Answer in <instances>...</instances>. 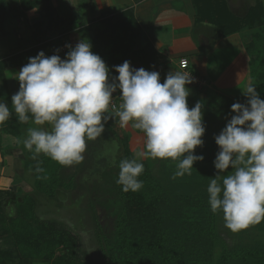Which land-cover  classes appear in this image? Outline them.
<instances>
[{"label":"trees","instance_id":"obj_1","mask_svg":"<svg viewBox=\"0 0 264 264\" xmlns=\"http://www.w3.org/2000/svg\"><path fill=\"white\" fill-rule=\"evenodd\" d=\"M51 1L17 0L20 5L15 7L7 6V0H0V10L6 9V12H0V28L4 30L6 23L14 24L18 18H23L25 11L39 8L41 19L36 26L44 28L46 33L60 29L62 25ZM193 1L197 10L196 22L209 26L218 38L254 30L243 38L250 57L252 84L264 99L263 1L256 0L243 16L236 15L227 0ZM100 27L94 36L90 35L95 28L93 25L83 27L82 31L88 35L93 52L106 64L112 65L122 57L123 60L141 62L146 70L153 65L149 61L154 58L150 46L136 50L133 39L130 43L126 40L140 33L132 10L124 12L116 21L112 17L106 18ZM60 45L61 42L37 39L28 50L1 60L0 81L5 79L7 66L27 63L29 56L40 48L51 46L55 54ZM101 45L106 46L105 51L101 50ZM5 85H0V96L4 94L2 88ZM117 97H120L119 90ZM240 99L241 103L246 100L245 97ZM235 102L238 101L225 97L215 100L210 108L203 106L204 144L195 149V154L203 155L204 160L194 163L191 175L173 179L176 161L147 158L142 161L144 172L138 178L143 181V187L136 192L122 191V186L116 182L118 175L107 183L102 181L101 167L91 182L83 183L87 189L80 192L83 205L78 208L72 202L64 204L63 209L73 216L76 226L81 228L87 224L92 228L89 244L91 241L94 245L91 249L87 250L82 244L85 235L79 242L83 254L89 258L84 264H264V220L232 232L224 226L223 213H212L208 203L207 186L216 174L213 160L219 151L214 136L226 125L225 120L230 118L228 114L232 113L231 105ZM188 106L194 107L195 103L188 100ZM31 122L30 119L21 124L17 116L12 123L6 121L0 135V147H3L5 136L13 142L14 137L23 135L25 128L22 127ZM120 140L122 150L118 163L121 159L134 157L128 139ZM24 156L25 171L33 175L31 181L27 180L30 190L23 187L17 191L14 188L0 190V264H74L69 253L56 256L61 245L71 253L75 252L77 243L72 232H77L75 226L65 229L56 225L59 219L54 216L53 205H58L57 201L60 204L74 191L79 183L78 175H65V166L45 155L33 160L32 153L24 150ZM117 164L112 163L109 167L115 166L114 169L119 171ZM37 166L45 172L37 173ZM45 175L47 179L38 178ZM23 178L25 176L21 180ZM64 224L70 226L67 221Z\"/></svg>","mask_w":264,"mask_h":264},{"label":"clouds","instance_id":"obj_2","mask_svg":"<svg viewBox=\"0 0 264 264\" xmlns=\"http://www.w3.org/2000/svg\"><path fill=\"white\" fill-rule=\"evenodd\" d=\"M66 47L63 59L44 51L29 57L15 77L19 89L11 96V105L18 122L31 119L37 126L51 125L50 131L27 129L23 145L31 158L43 154L63 166L80 163L88 143L118 117L121 128L131 122L145 138L143 149L119 162L116 182L122 191L143 187L138 178L144 172V158L176 161L173 179L191 175L194 163L204 160L195 149L203 146L206 129L201 102L188 106L187 85L194 82L190 73L172 71L161 83L158 71L137 69L125 60L112 66L118 73L112 76L91 43L80 40ZM117 90L122 100L118 109L113 103ZM242 94L245 102L231 105L234 114L214 136L219 147L213 160L217 171L207 186L212 213L222 212L224 226L232 232L264 220V99L252 83L242 88ZM11 116L8 104L0 101V125ZM36 172L45 169L37 166Z\"/></svg>","mask_w":264,"mask_h":264},{"label":"crops","instance_id":"obj_3","mask_svg":"<svg viewBox=\"0 0 264 264\" xmlns=\"http://www.w3.org/2000/svg\"><path fill=\"white\" fill-rule=\"evenodd\" d=\"M262 1L264 4V0ZM227 2L236 15L243 16L251 6L255 5L256 0H231L232 4L229 0ZM51 4L56 9L62 27L51 31L49 34L44 32V28L36 32L33 25L41 19V12L37 8L25 11V16L18 18L14 24L7 23L13 26L12 28H4V30L0 28V61L28 50L37 39L41 42H61L57 48L59 52L56 51L55 54H59L63 59L69 51L66 45L70 44L74 47L80 40L89 42L88 35L82 31L83 27L95 26L90 33L94 36L98 32L97 30L101 29L100 26L106 18L112 17L116 21L124 12L132 10L140 27V33L128 37L126 40L130 43L132 38L133 42L136 43V50L146 46L151 47V56L154 58L149 61L153 65L149 66L147 70L158 71L161 76V83L172 71L190 73L194 78V82L191 84L198 89L196 94L199 99L205 100L207 91H212L215 92L212 97L222 95L236 101L238 98L244 97L242 88L252 83L250 57L243 38L245 34L236 33L222 38L216 37L209 26L196 22L197 10L193 0H52ZM19 5L17 3L14 6L19 7ZM204 48L209 49L204 50ZM105 49L106 46L101 45V50L105 51ZM40 51H44L46 56L54 54L50 46L49 48H40L36 54L33 52L29 57L36 56ZM182 58L189 60L187 69H182L180 66ZM124 61L121 57L112 65L107 64L111 70V75L118 76L112 66L120 65ZM128 61L134 68H144L139 61ZM27 63L6 67L5 79L0 81V85L6 84L2 88L5 91L0 96V101L8 103V106L11 105V96L19 89V81L15 77L21 67ZM194 96L189 95L187 99L195 100ZM113 99L119 106L116 97ZM11 107L9 106L13 114L12 118H14L16 114ZM12 118L8 121H13ZM29 125L51 130L49 129L51 128L50 124L37 126L31 122ZM122 130L123 137L128 139L129 147L133 153L143 149L145 138L141 131L133 128L131 122ZM104 134L117 148L121 138L116 135V140L113 141V137H110L111 133L106 129L102 135ZM100 137L92 141L90 146L93 145L94 147ZM10 138L12 139V137ZM102 149L104 156L108 153L111 154V147L110 150H104V147ZM115 154L114 156H116ZM21 155L25 157L24 149L21 150L15 144L9 150L0 147V189H12V186L17 182V177L21 176L19 174H24L25 168L22 163L25 159L21 158ZM18 158L21 166L17 163ZM88 162L90 160L85 159V164ZM19 183L23 188L29 187L30 184L27 180H21Z\"/></svg>","mask_w":264,"mask_h":264},{"label":"rangeland","instance_id":"obj_4","mask_svg":"<svg viewBox=\"0 0 264 264\" xmlns=\"http://www.w3.org/2000/svg\"><path fill=\"white\" fill-rule=\"evenodd\" d=\"M229 1L231 3V0H229ZM7 2H8L7 6L17 4L16 3V0H7ZM18 4H20V2ZM38 10L41 12V10L39 8H38ZM0 12H6V9H4V10L1 9ZM12 27L13 26H10V25H8L6 23L4 28L7 29V28H12ZM33 28L36 30V32L37 31H40V29H41V27H38V25L36 26V23L33 25ZM252 31H254V30L253 29L248 30V31L246 30L245 33L242 32L241 34L244 35V34L247 33V35H248V33L252 32ZM187 87L190 89V95L191 96H194L196 93H198V91H197L198 89L195 88L193 84H189V85H187ZM208 92H210V93H208ZM214 94H215V92L207 91V94H206L207 96H206L205 100L199 99L198 95L196 94L194 96V99L196 101L195 100H190V101L191 102H194L195 104L197 102H201L202 106H205L207 108H210V106H213L215 100L225 98V96H222V95H217L216 97L215 96L212 97ZM2 98L4 99V97H2ZM116 99H117L118 104H121L122 103V100H121L120 97H117ZM237 101L238 102H241V99L238 98ZM9 106H12V105H9ZM118 108H119V106H118ZM11 109H12V107H11ZM13 112H14V110H13ZM232 114H234V113H229L228 114L229 117H231ZM223 116L224 115L222 114L221 117H223ZM10 118H12V116ZM12 119H14V118H12ZM228 119H230V118H228ZM8 122L12 123V121H8ZM226 122H227V119L225 120V123L224 124H226ZM8 126H10V125H8ZM5 127H6V125H0V135L2 134L1 132H4V128ZM30 127L31 126L29 124H28L27 127H22V128H25V130L23 132V135L21 134V137H14L13 136L15 138L14 139L15 145L17 147H19L21 150H23V149L25 151L27 150L26 148H24L23 140L26 138V136H27V129L30 128ZM49 129H51V128H49ZM105 129L108 130L109 133H111L110 137L111 136L113 137V141L116 140V137H117L116 135H118L119 138H121V139L124 138L123 137L124 136V133H123L122 128L119 125V119H118V117L115 118L114 120L109 121L108 124L105 125ZM108 139H110V138H108ZM8 140H9V137L8 136H5V138L3 140V147H5V150H7V149L9 150V147H10L11 144L14 145V143H13L14 141L11 142V140L10 141H8ZM91 143H92V141L89 142L88 144H91ZM121 147L122 146H121V142H120L118 144V147L116 148V154H115L116 156H114L112 159H110V154L109 153L106 156L103 157V154H104L103 152L104 151H103V149H99L98 146H96V147L95 146L94 147L92 146V148L89 149V150H91L90 153L95 154V155L98 156V161H97L98 162V166H97V169L95 170V172H97V170L101 167V173H100L101 174V178L103 179L102 181H105L106 183L109 182V181H111V180L116 179L115 177L119 173V171L117 169H114L115 166H113V167L111 166L112 167L111 168V167H109V165L112 164V163H113V165H115V164L118 163L117 160L119 158L120 151L122 150ZM87 153H85L84 155H87V158L88 159H91V158L94 157V155H91V158H89L88 157L89 152H87ZM16 155H18V154L16 153ZM22 156L23 155H21V158L24 159V157H22ZM40 156H43V154H40L38 157H40ZM87 158L85 157L83 161H81L80 163L74 164L72 166H65V168L63 169L64 174L65 175L66 174H71V173L77 174L78 175V179L77 180H78L79 183H77L76 188L74 189V191L71 192V194L68 196V198L61 201V203H62V204L60 203L61 205L59 204V201H57V204L58 205L54 204L53 205L54 207L52 206L53 207V210H54V213H55L54 216H56L59 219V222H57L56 225H58L61 228H65V229H69V227L70 228H74V226H75V229H76V232L77 233H75V232L73 233L72 232V234L74 235V238L76 237L75 238V242L77 243V245L75 246V248H76L75 249V252L74 253H71L70 250L68 251V249H66L63 245H61L58 248L57 253H56V256L57 257H60L61 255H64L66 253L71 254L72 255L71 257L74 260V264H78V263L79 264H82V263L84 264L85 261L88 262V259L89 258L83 254V251H82L83 249L81 248L82 246L79 245V242L81 240H83V237L82 236L85 235L86 236L85 237L86 239L85 238L84 239H85V242L87 240V244L85 242L83 243V241H82V244H83L84 248H86L87 250L88 249L89 250L91 249V247L94 245V244L93 245L91 244V241H90V244H89V238H90L89 235H90V232L92 231V228L89 225H87V224L85 226L81 227V228L78 225L76 226L75 225L76 222L73 220V216H71V214L69 212L66 213L67 210H64L63 207H65V205H70V203H72V202L74 204L76 203V206L78 208H79L80 205H83V203H81L82 202V196H80V194H81L80 192H83V191L87 190V189L84 188V185L85 184H83V183L91 182V180L94 178V176H92L90 173L87 172V171H89V169L91 167V164H89V162L87 164H85V159H87ZM144 159L146 160L147 158H144ZM119 162H120V160H119ZM17 163L19 164V166H21L20 159L19 158L17 159ZM23 165H24V162L22 163V166ZM117 165H119V163ZM199 166L202 167V165H199ZM103 170H105V171H103ZM20 172H21V170H20ZM23 172H24V174L23 173H20L19 175H21V176H18L17 178L19 180H21V178L25 176V178H23L22 180H28V179H30V181H31L32 176H33L31 174V172L30 171H25V170ZM19 182L17 183V185H13L12 186L16 191L18 189H20L21 186H22L21 183H19ZM26 183H28V182H26ZM25 185L27 186L28 184H25ZM25 189L26 190H30L29 187H27ZM0 190H3V189H0ZM3 191H6V190H3ZM42 205H45V203H42ZM74 208H75V205L73 206V212H75ZM60 220L62 222H60ZM64 221H67L68 223H70L69 224L70 226L67 227L64 224ZM80 237H82V238H80ZM36 264H41V263H36Z\"/></svg>","mask_w":264,"mask_h":264},{"label":"flooded vegetation","instance_id":"obj_5","mask_svg":"<svg viewBox=\"0 0 264 264\" xmlns=\"http://www.w3.org/2000/svg\"><path fill=\"white\" fill-rule=\"evenodd\" d=\"M108 138L109 137H107L105 134L102 135L99 138L100 140L95 143V147L98 146L99 149H102L104 147V150H110V147H111L110 159H112L114 157V154L116 153V146L112 145V143L110 142L111 140H109ZM92 146L90 147V144H88L86 153L89 152V155H88L89 158H91V155H94V157L91 159H88L87 155H85V157L87 158L86 160H90L89 164H91V167H90L89 171H87V172L90 173L92 176H94V174L96 173L95 170L97 169V166H98V162H97L98 156L90 153L91 150H89V149L92 148ZM103 156H104V154H103Z\"/></svg>","mask_w":264,"mask_h":264},{"label":"built area","instance_id":"obj_6","mask_svg":"<svg viewBox=\"0 0 264 264\" xmlns=\"http://www.w3.org/2000/svg\"><path fill=\"white\" fill-rule=\"evenodd\" d=\"M180 66L182 69H187L189 67V60L187 58H182L180 60ZM113 103L115 104L116 108H117V104L116 101L113 99Z\"/></svg>","mask_w":264,"mask_h":264},{"label":"water","instance_id":"obj_7","mask_svg":"<svg viewBox=\"0 0 264 264\" xmlns=\"http://www.w3.org/2000/svg\"><path fill=\"white\" fill-rule=\"evenodd\" d=\"M116 95H117V92L113 94V97H116Z\"/></svg>","mask_w":264,"mask_h":264}]
</instances>
